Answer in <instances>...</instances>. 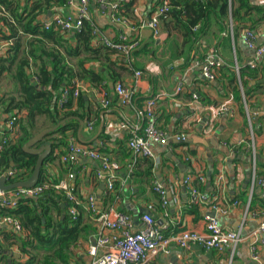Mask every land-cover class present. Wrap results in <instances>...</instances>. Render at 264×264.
<instances>
[{"label":"crops","instance_id":"1","mask_svg":"<svg viewBox=\"0 0 264 264\" xmlns=\"http://www.w3.org/2000/svg\"><path fill=\"white\" fill-rule=\"evenodd\" d=\"M8 1L17 2L21 7L25 6L27 0ZM122 1L128 0H108L112 4ZM94 2L91 3V17L105 37L113 40L124 33L130 40L138 39L139 45L146 47L147 52L133 57L136 68H126L122 56L111 57V61L120 60L124 67V70L114 68L119 82L134 87V97L128 106L119 105L113 93L114 84L110 81L108 96L111 104L107 108L100 105L104 91L101 87L87 81L76 82L83 95V112L87 118L82 120L84 125L80 135L77 136L76 132L74 137H68V141L74 139L84 146L98 150L103 148L121 166L116 174L114 190L108 192L105 186L101 190L100 185L104 180L97 179L100 170L97 161L78 158L68 169L60 161L64 147L56 149V159L44 165L45 181L49 183L66 181L69 170L72 171L71 184L80 199L83 222L95 228L94 233L80 238L70 247L68 264H90L88 249L95 245L98 234L95 216L87 210L90 196L94 197L99 213L113 209L131 215L136 230L143 228L141 217L148 212L157 223L162 221V224H158L163 226L166 235L182 230L203 232L205 217H213L214 213L209 206L191 204L188 187L183 182L186 177H191V184L198 185L219 207L227 209L225 214H217L222 228H241L244 239L233 249V254L231 248L204 251L198 245L188 250L172 246L169 254L158 253L150 259V264H264V245L258 247V259L254 260L247 238L264 222L263 190L251 186L254 172L258 178L264 179V71L247 68L259 64L260 59L254 50L244 44L242 38L244 31L251 30L255 34V45L264 44V14L251 13V21L239 25L235 23L234 26L231 23L228 36L225 32L219 33L212 25L207 34L199 35L194 43H189L171 18L160 21V35L156 39L152 37L150 29L143 26L155 7V0H132L133 5L127 11L128 19L122 18L127 22V27L113 24L110 10H100ZM249 3L264 9V0H249ZM30 5L31 2H27V7ZM52 11V14H75L76 7L54 6ZM52 14L44 16L43 21H48ZM233 27H239L235 36ZM191 49L197 50L194 56H191ZM206 56L215 57L222 67H230L231 64L242 71V79L237 81L242 93L240 101L233 98L232 89L225 78L212 82L202 79L201 68ZM89 66L95 71H105L99 63L93 62ZM136 71L142 74L137 83H133ZM179 85L183 88L176 93ZM192 95L196 98L193 99ZM152 97L157 98L158 124L165 131L168 144L165 147H152L153 160H142V157L134 159L132 155L128 158V131L119 129V126L124 123L133 128L137 126L145 101ZM68 111L81 113L82 109H78L76 100H73L71 108L65 110ZM7 117L9 114L5 115L0 109V131L8 128ZM42 121L43 118H38L35 133L42 131L39 129ZM89 121L93 124L91 129L87 127ZM101 124L102 130L99 132ZM17 134L18 129L14 128L9 136L14 140ZM180 136L185 137V142H177L176 138ZM129 163L133 166L132 177L125 174ZM148 163L152 168L151 175L147 176ZM198 174L205 178L204 183L197 182ZM156 182L167 190V206L164 209L152 190ZM106 196L110 199L104 202ZM234 201L238 203L233 205ZM3 233L14 234V238L7 241ZM22 237L25 235L14 233L9 226L0 228V244L5 256L0 257V264H14L12 258L17 259L18 263L27 260L28 255L20 249V241L24 240ZM98 253L103 254L105 250L98 249Z\"/></svg>","mask_w":264,"mask_h":264},{"label":"trees","instance_id":"2","mask_svg":"<svg viewBox=\"0 0 264 264\" xmlns=\"http://www.w3.org/2000/svg\"><path fill=\"white\" fill-rule=\"evenodd\" d=\"M29 1L31 5L27 7ZM92 1L90 0V12ZM160 1L155 0V7L160 4ZM169 1L170 10L164 17H161V20L171 18L175 26L182 30L184 39L189 43L191 41L194 43L197 36L207 34L212 25L216 26L219 33L225 32L228 36L230 22L233 26L235 23L239 25L251 21V13L264 14V9L252 6L249 0ZM25 3V6L20 7L17 2L0 0V40L11 42L0 56V79L10 76L15 86V89L3 92L0 96V109L5 115L9 114L6 122L10 117L19 116L14 123V128L18 129V137L14 140L10 137L9 144L0 152V170L8 169L10 162L17 170L15 178L10 183L25 181L32 174L36 157L24 153L22 146L37 134L35 130L38 118H43L39 127L42 131L55 126L60 120L69 116L86 120L87 114L83 112L82 92L80 91L77 98L72 97L75 83L87 81L101 87L108 95L110 89L108 82L114 85L119 82L114 68L124 70L120 60V62L111 61L112 56H121L119 51L106 47L102 40L93 34L95 29L101 33L102 30L93 22L92 17L89 21L84 20L81 29L73 34H67L53 27L44 28V16L48 13L52 14L54 6H66L67 0H27ZM94 4L97 8L100 7L96 1ZM132 5V0L118 3L115 14L127 20V11L129 12ZM198 25L197 32H193L192 29ZM239 27H233L234 36ZM113 40L117 41V39ZM196 51L191 49V56H194ZM145 52H147L146 47H141L140 44L136 50L132 51L131 58L133 59L138 53ZM93 62L101 64L105 71H95L89 66ZM123 64L126 68L128 67L126 63ZM131 67L136 68L134 61ZM247 68L251 71H264L259 66ZM214 71L215 80L222 81L225 78L232 89L233 98L240 101L242 93L237 81L242 79V71L238 70L236 74L231 64L230 67L219 65ZM64 91L68 92L66 101L59 105L58 102ZM73 100H76L78 109H82L81 113L78 111L65 112L71 108ZM77 127L76 121H66L49 135L48 140L46 139L51 145V152L40 170L37 185L46 180L44 165L56 159L54 151L66 147L70 141L68 137L76 135ZM9 133L11 134L12 131L8 128L0 131V134L7 137ZM99 152L106 154L103 148L99 149ZM127 157H131L130 152ZM143 159L148 161L146 158ZM151 168L152 165L148 163L147 173L149 174L147 176L151 175ZM74 193H76L75 187ZM104 199L106 202L110 197L106 196ZM80 206L81 204L77 207L76 216H70L67 213L68 203L63 192L51 187L35 199L20 200L15 209L8 210L0 207V217L9 215L20 222L25 232V237H22L24 240L20 241L22 253H28L25 251L26 247L34 245L45 254L40 264H68L70 247L75 245L80 238L95 231L94 227L83 222ZM3 234L7 241L14 238V234ZM26 255L28 258L25 262L18 263L17 259L12 258L13 263L35 264L37 262L34 256ZM0 257H5L2 255L1 244Z\"/></svg>","mask_w":264,"mask_h":264},{"label":"built area","instance_id":"3","mask_svg":"<svg viewBox=\"0 0 264 264\" xmlns=\"http://www.w3.org/2000/svg\"><path fill=\"white\" fill-rule=\"evenodd\" d=\"M99 8L103 11L110 10V18L113 24H118L127 27V22L118 17L115 14V10L118 4L109 3L108 0H95ZM67 5H73L76 7L75 14H53L48 21L44 22V28L59 29L67 34L78 32L82 27L84 20L89 21L91 18L90 12V0H67ZM66 5V6H67ZM170 10V1L161 0L160 4L155 7V10L151 12L150 17L144 23V27H147L152 32L154 39L160 35V21L161 17H164ZM3 11V9L1 10ZM231 27V22H230ZM199 25L192 29L193 32H197ZM93 34L102 40V43L111 49L119 51L123 57V61L131 68L133 59L131 58L132 51L136 50L139 46L138 39L130 40L124 33H120L116 38L117 41L105 37L100 31L95 29ZM243 42L249 48L255 51L257 57L260 59V63L249 66L254 68L256 66L264 69V44L260 46L255 45V34L251 30H246L243 33ZM10 41L0 40V56L4 49L10 45ZM221 63L213 56H207L204 59L203 66L201 68V74L207 81H214L216 77L215 69ZM234 70L238 73V67L234 66ZM140 71L134 73L135 79L133 83H137L138 78L141 76ZM182 85L176 88V93L181 92ZM80 93V88L75 83V89L72 92V97L77 98ZM113 93L117 99V102L121 106H128L132 103L134 97V87L125 86L123 83L118 82L113 86ZM68 92L64 91L58 102L66 101ZM195 99L196 96L192 95ZM111 104L109 96L103 91L101 94L100 105L102 108H107ZM157 98L152 97L147 99L144 104L143 114L138 122V125L134 128L128 124H120L119 129L128 131V138L126 147L131 153L134 159L142 157L146 159H154V153L152 147L154 145H160L165 147L168 144V137L165 131L158 124V113L156 110ZM19 116L10 117L7 121V127L9 131L14 130V123ZM93 126L92 122L87 123L88 129ZM10 137L0 134V152L10 142ZM252 138V137H251ZM178 143L185 142V137L180 136L176 138ZM78 158H85L92 161H97L100 165V170L97 172V179L104 180V186L106 191L112 192L114 190V182L117 172L120 171L121 166L108 155L99 152L98 149L84 146L70 140L65 147L64 152L60 155V161L68 167H72L78 160ZM187 160V158H186ZM253 161H255V155H253ZM9 169V168H8ZM0 170V177H4L7 183H10L17 174V170L11 168L10 171ZM70 169V168H68ZM126 175L131 176L133 172V166L129 163L126 166ZM72 171L69 170V174L66 181L60 183H49L44 181L39 185H35L30 188H14L11 190H0V207L8 210L16 208L17 203L22 199H35L42 195L45 191L51 187L56 191H61L64 194L65 200L68 203L67 213L75 217L77 214V207L80 205V201L76 193H74V186L71 184L73 179ZM196 180L199 184L204 183L205 178L198 174ZM184 185L188 187L190 193V202L197 206H209L213 211L214 216L205 217V230L203 232H197L194 230H182L179 232L164 234L163 226L159 225L151 215L143 214L141 217V223L143 228L141 230L135 229V223L131 215L116 211L109 210L105 213H99L95 207V199L90 196L87 200V210L94 215V220L97 226V239L95 245L90 246L88 249V255L90 256V264H150V259L158 253L169 254L172 246H176L182 250H188L193 245L200 246L204 251L220 250L222 248L233 249L242 242L244 239L242 230H229L222 228L217 218V214L222 215L227 212L224 207H219L215 203L214 199L205 195L204 191L199 186L191 184V177L184 179ZM251 186H257L262 188V197H264V179H260L253 173ZM152 190L157 194L159 198V204L162 209L167 206V190L157 182L153 184ZM238 202L234 201L233 205ZM3 226H9L12 231L19 235H25V232L20 222L13 216L5 215L0 217V228ZM250 242V251L254 260L258 259V247L264 245V222L255 228L248 236ZM98 249H104L105 253L99 254Z\"/></svg>","mask_w":264,"mask_h":264},{"label":"water","instance_id":"4","mask_svg":"<svg viewBox=\"0 0 264 264\" xmlns=\"http://www.w3.org/2000/svg\"><path fill=\"white\" fill-rule=\"evenodd\" d=\"M202 79L204 80V77H202ZM68 120H75L78 123L77 136L80 135V132L83 129L84 122L76 117H66L60 120L55 126L49 129L43 130L35 134L34 136H32L22 146V150L24 153L36 157V162H35L32 174L25 181H14L11 183H7L4 177H0V190H11L14 188H19V187L30 188L37 184V181L40 175V170L44 164L45 159L51 152V145L48 141H46V139L49 138V135L53 134L62 124H64ZM101 130H102V124L99 127V132ZM13 167H14V164L10 162V167L8 171H10L11 168ZM100 188L101 190L104 189V183H101ZM146 214H149V213L147 212ZM134 219L137 220L136 217H134ZM158 223L162 224V221L159 220Z\"/></svg>","mask_w":264,"mask_h":264},{"label":"rangeland","instance_id":"5","mask_svg":"<svg viewBox=\"0 0 264 264\" xmlns=\"http://www.w3.org/2000/svg\"><path fill=\"white\" fill-rule=\"evenodd\" d=\"M12 88H14V84L10 79V76H6V78L4 77L0 79V95H2L3 92H8ZM39 249L40 248L38 246H34V245L33 247H26L25 251H27L28 253H24V254H29L30 256H34L35 258H37V262L35 264H40L45 254L44 252L39 251Z\"/></svg>","mask_w":264,"mask_h":264}]
</instances>
